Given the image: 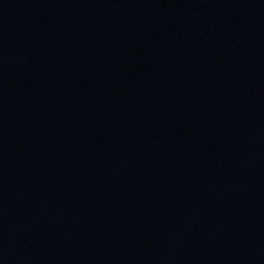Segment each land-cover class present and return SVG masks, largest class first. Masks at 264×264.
Segmentation results:
<instances>
[{
	"label": "water",
	"instance_id": "water-1",
	"mask_svg": "<svg viewBox=\"0 0 264 264\" xmlns=\"http://www.w3.org/2000/svg\"><path fill=\"white\" fill-rule=\"evenodd\" d=\"M0 264H264V0H0Z\"/></svg>",
	"mask_w": 264,
	"mask_h": 264
}]
</instances>
